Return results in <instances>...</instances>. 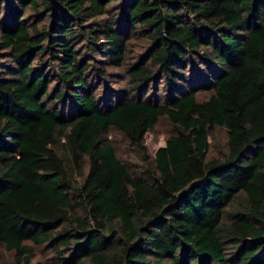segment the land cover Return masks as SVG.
Listing matches in <instances>:
<instances>
[{
	"label": "trees",
	"instance_id": "16d2710c",
	"mask_svg": "<svg viewBox=\"0 0 264 264\" xmlns=\"http://www.w3.org/2000/svg\"><path fill=\"white\" fill-rule=\"evenodd\" d=\"M0 244L13 264H264V0H0Z\"/></svg>",
	"mask_w": 264,
	"mask_h": 264
},
{
	"label": "rangeland",
	"instance_id": "374dc122",
	"mask_svg": "<svg viewBox=\"0 0 264 264\" xmlns=\"http://www.w3.org/2000/svg\"><path fill=\"white\" fill-rule=\"evenodd\" d=\"M138 52V50H136ZM135 51V52H136ZM124 86L125 79L121 81ZM119 86L118 84H111V88H116ZM173 133V127L171 123L166 119L162 118L159 122L145 135V148L146 154L148 157L153 158L156 150L165 144V140L168 136ZM111 139L117 148V154L120 158L128 165L129 168L135 169L136 166L142 165L140 157L137 155V152L134 151L131 146H129L128 142L117 132L113 131L107 137ZM224 139V132H217L215 139L211 138L213 144H219ZM216 146V145H215ZM213 146V147H215ZM48 256V252L46 249L37 248L35 250V258L33 262L44 259ZM0 264H13V258L10 253H7L4 250L3 245L0 244Z\"/></svg>",
	"mask_w": 264,
	"mask_h": 264
}]
</instances>
